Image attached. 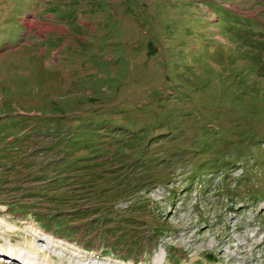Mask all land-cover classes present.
<instances>
[{"label": "rangeland", "instance_id": "1", "mask_svg": "<svg viewBox=\"0 0 264 264\" xmlns=\"http://www.w3.org/2000/svg\"><path fill=\"white\" fill-rule=\"evenodd\" d=\"M0 249L264 264V0H0Z\"/></svg>", "mask_w": 264, "mask_h": 264}, {"label": "bare ground", "instance_id": "2", "mask_svg": "<svg viewBox=\"0 0 264 264\" xmlns=\"http://www.w3.org/2000/svg\"><path fill=\"white\" fill-rule=\"evenodd\" d=\"M0 256H6V258H5V260H8L9 261V263L10 262H17V263H19V264H34L33 262H31L30 260H28V259H26L25 257H20V258H18L16 255H14V254H8V253H10L9 251H5V250H1L0 249ZM10 257H9V256ZM4 258V257H3ZM3 261V262H8V261Z\"/></svg>", "mask_w": 264, "mask_h": 264}, {"label": "crops", "instance_id": "3", "mask_svg": "<svg viewBox=\"0 0 264 264\" xmlns=\"http://www.w3.org/2000/svg\"><path fill=\"white\" fill-rule=\"evenodd\" d=\"M36 26V23L33 25V27Z\"/></svg>", "mask_w": 264, "mask_h": 264}]
</instances>
